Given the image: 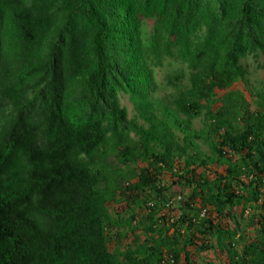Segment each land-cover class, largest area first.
<instances>
[{
  "label": "trees",
  "instance_id": "obj_1",
  "mask_svg": "<svg viewBox=\"0 0 264 264\" xmlns=\"http://www.w3.org/2000/svg\"><path fill=\"white\" fill-rule=\"evenodd\" d=\"M261 53L264 0H0V264H264Z\"/></svg>",
  "mask_w": 264,
  "mask_h": 264
},
{
  "label": "rangeland",
  "instance_id": "obj_2",
  "mask_svg": "<svg viewBox=\"0 0 264 264\" xmlns=\"http://www.w3.org/2000/svg\"><path fill=\"white\" fill-rule=\"evenodd\" d=\"M244 61V64L246 63V68H247V72H246V82H235L232 84L231 88H235L238 89L239 91H241L244 95V97H246V99H248L250 101V108L254 106L253 101L256 98L255 94L256 92H259L258 89H261L264 91V54H260L256 59H254V57L248 56L245 59H242ZM172 62V61H171ZM168 64L165 63L164 66L160 69H157V78L158 79H162V77L164 76V73L166 70L172 69L173 67V63ZM220 93V92H218ZM120 103L122 105H124L126 107L127 110V117L131 118V119H135L137 121L138 124H144V120L136 115V110L133 108V104L132 101L130 100V98L128 97V95L126 93H120ZM199 120H195V124H198ZM130 135L132 137H137V134H135L134 132H130ZM201 142V141H200ZM201 148L202 150L208 152V147L205 144H201ZM109 159L115 163V159L113 156L109 157ZM177 163V167L181 166V162H176ZM147 162L146 161H140L137 160L136 163H132V167L134 166V168L136 170H139V168L141 166H146ZM218 170H221L222 167H217ZM216 169V166L214 164H209V168L208 170L209 175H212V171H214ZM126 181V179H124ZM135 179L129 180L128 183H130V185L133 184V181ZM125 181H123L125 183ZM157 183H159V185H164L162 186L163 188H165V185H169L170 184V173L168 171H165L162 174V177L157 180ZM173 186V185H172ZM131 187V186H130ZM165 193L167 195L170 194L171 199L173 201V204H176V202H178L179 200H184L185 198V194L183 192H180V190H178V187H170L169 189L165 190ZM180 193V199L177 198V196ZM175 198V200H174ZM178 206V205H177ZM116 214V212H115ZM125 214V213H124ZM168 215L176 218L178 215L177 212V208L175 210L169 211ZM248 222L247 218H239L237 220V224L240 225L241 229L242 227H244V224H246ZM172 228H170L169 231H171ZM251 229V228H249ZM250 237H254L253 232H251L250 230H248ZM132 234L130 232L129 237H131ZM140 238L144 239L145 235L140 232ZM130 240V239H129ZM114 240H111L109 242L110 247H114ZM165 245V244H163ZM162 245V246H163ZM164 247V246H163ZM166 248V247H165ZM193 256L195 258L194 260V264H220L219 263V259H217L216 254L214 255L213 251L211 250H207V251H201L200 253L194 254ZM210 261V262H209ZM225 260L223 257H221V262L223 263ZM179 264H184V257H182L179 260Z\"/></svg>",
  "mask_w": 264,
  "mask_h": 264
},
{
  "label": "built area",
  "instance_id": "obj_3",
  "mask_svg": "<svg viewBox=\"0 0 264 264\" xmlns=\"http://www.w3.org/2000/svg\"><path fill=\"white\" fill-rule=\"evenodd\" d=\"M177 198L180 199V195H178ZM171 200H172V199H170V202H171ZM174 200H175V198H174ZM172 218H173V217H171V222L173 221Z\"/></svg>",
  "mask_w": 264,
  "mask_h": 264
},
{
  "label": "clouds",
  "instance_id": "obj_4",
  "mask_svg": "<svg viewBox=\"0 0 264 264\" xmlns=\"http://www.w3.org/2000/svg\"><path fill=\"white\" fill-rule=\"evenodd\" d=\"M172 219H175V218H174V216H173V218H172ZM171 228H172V227H171ZM171 230H172V229H171Z\"/></svg>",
  "mask_w": 264,
  "mask_h": 264
}]
</instances>
